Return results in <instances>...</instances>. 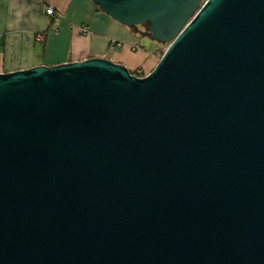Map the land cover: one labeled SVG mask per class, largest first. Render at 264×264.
<instances>
[{"label": "water", "instance_id": "obj_1", "mask_svg": "<svg viewBox=\"0 0 264 264\" xmlns=\"http://www.w3.org/2000/svg\"><path fill=\"white\" fill-rule=\"evenodd\" d=\"M167 44L0 74V264H264V0H91Z\"/></svg>", "mask_w": 264, "mask_h": 264}, {"label": "crops", "instance_id": "obj_2", "mask_svg": "<svg viewBox=\"0 0 264 264\" xmlns=\"http://www.w3.org/2000/svg\"><path fill=\"white\" fill-rule=\"evenodd\" d=\"M48 7L54 17L45 14ZM81 26L90 34L81 35ZM140 37L150 38L140 26L114 21L91 0H0V74L105 58L146 76L156 66L158 47L147 41L144 49Z\"/></svg>", "mask_w": 264, "mask_h": 264}, {"label": "rangeland", "instance_id": "obj_3", "mask_svg": "<svg viewBox=\"0 0 264 264\" xmlns=\"http://www.w3.org/2000/svg\"><path fill=\"white\" fill-rule=\"evenodd\" d=\"M204 1H206V0H203V2ZM142 29H143V31L145 32V33H147L148 31L146 30V28H145V26H142L141 27ZM142 37V36H141ZM140 37V39H142ZM145 39V38H144ZM148 41V42H147ZM144 42H147L148 44L150 43V44H152L153 46H155V47H158V49H157V60H156V64H157V62L159 61V59L161 58V56H162V54L164 53V51L166 50V48L168 47V45L167 44H162V43H158V42H156V41H154V40H152V39H150V38H147L146 37V39H145V41L142 39V43H141V46H143L144 47V49H147V47L145 46V45H143V43ZM149 47H150V45H149ZM155 66V65H154ZM153 66V67H154Z\"/></svg>", "mask_w": 264, "mask_h": 264}, {"label": "built area", "instance_id": "obj_4", "mask_svg": "<svg viewBox=\"0 0 264 264\" xmlns=\"http://www.w3.org/2000/svg\"><path fill=\"white\" fill-rule=\"evenodd\" d=\"M45 14L47 16L54 17V12H53V9L51 7L45 8ZM54 20H56V18H54ZM79 33L81 35H84V36L88 35V34H90V29L87 26H81L79 28ZM36 39L38 41H41L42 40V36H37ZM134 76H136V77H144V75L142 73V70H140V69L135 73Z\"/></svg>", "mask_w": 264, "mask_h": 264}, {"label": "trees", "instance_id": "obj_5", "mask_svg": "<svg viewBox=\"0 0 264 264\" xmlns=\"http://www.w3.org/2000/svg\"><path fill=\"white\" fill-rule=\"evenodd\" d=\"M140 27H142V26H140ZM148 33V32H147ZM149 34V33H148ZM133 74V73H132ZM133 75H135V73L133 74Z\"/></svg>", "mask_w": 264, "mask_h": 264}, {"label": "clouds", "instance_id": "obj_6", "mask_svg": "<svg viewBox=\"0 0 264 264\" xmlns=\"http://www.w3.org/2000/svg\"><path fill=\"white\" fill-rule=\"evenodd\" d=\"M17 15H19V13Z\"/></svg>", "mask_w": 264, "mask_h": 264}]
</instances>
